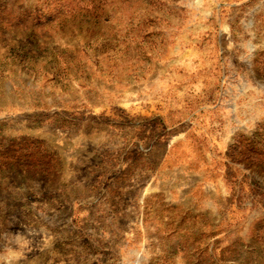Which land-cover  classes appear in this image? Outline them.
<instances>
[{"label":"rangeland","instance_id":"374dc122","mask_svg":"<svg viewBox=\"0 0 264 264\" xmlns=\"http://www.w3.org/2000/svg\"><path fill=\"white\" fill-rule=\"evenodd\" d=\"M0 264H264V0H0Z\"/></svg>","mask_w":264,"mask_h":264}]
</instances>
